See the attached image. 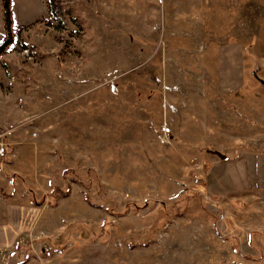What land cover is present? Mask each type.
I'll return each mask as SVG.
<instances>
[{
  "label": "rangeland",
  "instance_id": "obj_1",
  "mask_svg": "<svg viewBox=\"0 0 264 264\" xmlns=\"http://www.w3.org/2000/svg\"><path fill=\"white\" fill-rule=\"evenodd\" d=\"M4 1L0 264H264V0Z\"/></svg>",
  "mask_w": 264,
  "mask_h": 264
},
{
  "label": "crops",
  "instance_id": "obj_2",
  "mask_svg": "<svg viewBox=\"0 0 264 264\" xmlns=\"http://www.w3.org/2000/svg\"><path fill=\"white\" fill-rule=\"evenodd\" d=\"M220 77H222V75H220ZM223 78V77H222ZM9 210L7 212V216L6 218L8 220H10V225L8 228L13 231L14 233H12V235H8V233H10L11 231L7 230V228L5 229H0V244H7L8 245H12L14 243V241L16 240V238L18 237V233L19 231L22 229H26L28 228V226L30 225V219L27 218V215L32 211L34 213V208L33 206L29 205H17V204H13L9 206ZM22 223V224H21ZM24 228V229H23ZM10 238V241L8 240ZM9 251V250H8ZM7 251V253H9ZM7 256H4V263L7 260Z\"/></svg>",
  "mask_w": 264,
  "mask_h": 264
},
{
  "label": "trees",
  "instance_id": "obj_3",
  "mask_svg": "<svg viewBox=\"0 0 264 264\" xmlns=\"http://www.w3.org/2000/svg\"><path fill=\"white\" fill-rule=\"evenodd\" d=\"M48 8L51 14H53L56 18L63 19L64 17V6L61 0H47ZM7 0L4 1V7L7 8ZM6 13L8 11L6 10Z\"/></svg>",
  "mask_w": 264,
  "mask_h": 264
},
{
  "label": "built area",
  "instance_id": "obj_4",
  "mask_svg": "<svg viewBox=\"0 0 264 264\" xmlns=\"http://www.w3.org/2000/svg\"><path fill=\"white\" fill-rule=\"evenodd\" d=\"M6 154V146L0 142V158H3Z\"/></svg>",
  "mask_w": 264,
  "mask_h": 264
},
{
  "label": "water",
  "instance_id": "obj_5",
  "mask_svg": "<svg viewBox=\"0 0 264 264\" xmlns=\"http://www.w3.org/2000/svg\"><path fill=\"white\" fill-rule=\"evenodd\" d=\"M253 73H254V75L260 80V82H262V83L264 84V79L258 77V75L256 74L255 71H254ZM214 152L217 153V154H219L220 156H223V155H222L221 153H219L218 151H214Z\"/></svg>",
  "mask_w": 264,
  "mask_h": 264
}]
</instances>
